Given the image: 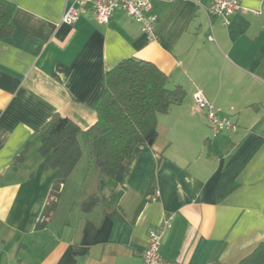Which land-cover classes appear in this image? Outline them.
<instances>
[{
    "label": "crops",
    "instance_id": "crops-1",
    "mask_svg": "<svg viewBox=\"0 0 264 264\" xmlns=\"http://www.w3.org/2000/svg\"><path fill=\"white\" fill-rule=\"evenodd\" d=\"M6 1L15 11L0 40V264H142L167 218L160 253L172 264H239L264 243V0H241L228 23L207 14V0H150L153 36L122 10L99 23L78 3L65 24L75 0ZM128 58L153 63L183 102L158 116L156 142L122 176H101L82 148L46 217L55 172L41 130L54 114L92 126L105 74ZM198 91L235 131L212 129Z\"/></svg>",
    "mask_w": 264,
    "mask_h": 264
},
{
    "label": "trees",
    "instance_id": "trees-1",
    "mask_svg": "<svg viewBox=\"0 0 264 264\" xmlns=\"http://www.w3.org/2000/svg\"><path fill=\"white\" fill-rule=\"evenodd\" d=\"M14 11L12 3L0 0V40L13 32ZM104 81L106 89L92 126L82 130L70 118L54 114L40 132V152L46 158L45 166L55 172L46 217L55 209L62 185L82 156L80 135L88 149L90 162L101 176H122L130 169L140 145L156 142L158 116L185 98L181 86L169 88L168 77L145 60L124 59L107 71ZM96 202L97 198L92 196L83 201L82 206L84 210H90ZM44 225L37 224V227ZM239 264H264V243Z\"/></svg>",
    "mask_w": 264,
    "mask_h": 264
},
{
    "label": "built area",
    "instance_id": "built-area-1",
    "mask_svg": "<svg viewBox=\"0 0 264 264\" xmlns=\"http://www.w3.org/2000/svg\"><path fill=\"white\" fill-rule=\"evenodd\" d=\"M198 2L200 0H197ZM209 6L206 8L210 17L222 18L224 23H228L231 15L242 10L241 0H207ZM78 3H89L94 11L96 20L99 23H108L112 15L117 10L125 11L136 22L141 24L143 31L153 36L157 19L150 15L152 4L150 0H75L65 11L61 22L73 24L79 17L76 7ZM197 109L207 111L208 119L212 129L217 133L221 130L235 131L234 125L227 115H220L214 111L211 103L205 95L198 91L194 94ZM171 227V219L167 218L160 225V229H153L149 233L148 246L143 252L142 264H172L164 260L160 253L164 232Z\"/></svg>",
    "mask_w": 264,
    "mask_h": 264
},
{
    "label": "rangeland",
    "instance_id": "rangeland-1",
    "mask_svg": "<svg viewBox=\"0 0 264 264\" xmlns=\"http://www.w3.org/2000/svg\"><path fill=\"white\" fill-rule=\"evenodd\" d=\"M79 141H80V143H81V145H82L83 150L85 151L87 148H86V146H85V144H84V142H83V138H82L81 135L79 136ZM85 148H86V149H85Z\"/></svg>",
    "mask_w": 264,
    "mask_h": 264
}]
</instances>
